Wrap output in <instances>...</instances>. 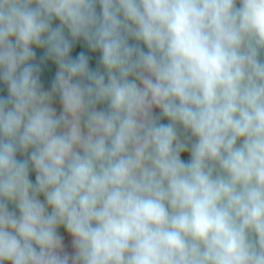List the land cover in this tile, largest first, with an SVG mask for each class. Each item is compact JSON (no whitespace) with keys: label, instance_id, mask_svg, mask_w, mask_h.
Wrapping results in <instances>:
<instances>
[{"label":"clouds","instance_id":"obj_1","mask_svg":"<svg viewBox=\"0 0 264 264\" xmlns=\"http://www.w3.org/2000/svg\"><path fill=\"white\" fill-rule=\"evenodd\" d=\"M0 264H264V0H0Z\"/></svg>","mask_w":264,"mask_h":264},{"label":"trees","instance_id":"obj_2","mask_svg":"<svg viewBox=\"0 0 264 264\" xmlns=\"http://www.w3.org/2000/svg\"><path fill=\"white\" fill-rule=\"evenodd\" d=\"M49 75H50V73H49Z\"/></svg>","mask_w":264,"mask_h":264}]
</instances>
